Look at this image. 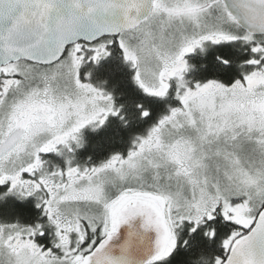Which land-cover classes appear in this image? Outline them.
I'll list each match as a JSON object with an SVG mask.
<instances>
[{
	"label": "snow or ice",
	"instance_id": "snow-or-ice-1",
	"mask_svg": "<svg viewBox=\"0 0 264 264\" xmlns=\"http://www.w3.org/2000/svg\"><path fill=\"white\" fill-rule=\"evenodd\" d=\"M0 264H264V0H0Z\"/></svg>",
	"mask_w": 264,
	"mask_h": 264
},
{
	"label": "trees",
	"instance_id": "trees-1",
	"mask_svg": "<svg viewBox=\"0 0 264 264\" xmlns=\"http://www.w3.org/2000/svg\"><path fill=\"white\" fill-rule=\"evenodd\" d=\"M127 71H129V70H128V69H121V70L118 72L117 77L114 78V80L118 79L120 76H124V75L127 73ZM122 86H123V85H122ZM106 135H107V136H111L112 133L109 132V133H102V134H101V136H106ZM105 146H106V147H120L119 144H106Z\"/></svg>",
	"mask_w": 264,
	"mask_h": 264
}]
</instances>
